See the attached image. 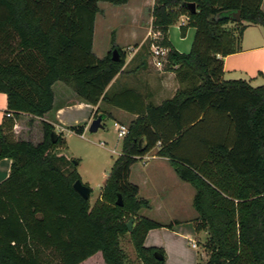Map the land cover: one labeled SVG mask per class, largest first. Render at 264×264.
Returning <instances> with one entry per match:
<instances>
[{
	"label": "trees",
	"instance_id": "obj_1",
	"mask_svg": "<svg viewBox=\"0 0 264 264\" xmlns=\"http://www.w3.org/2000/svg\"><path fill=\"white\" fill-rule=\"evenodd\" d=\"M101 1L128 2L0 0V92L7 94L10 113L0 123V160L11 159L0 183V264H79L99 251L106 264H126L119 239L129 231L140 264H164V249L144 244L148 231L161 224L143 216L133 229L127 226L150 207L130 181L131 166L154 149L196 189L195 225L207 233L204 264H264V84L225 80L222 58L241 50L248 25H264L262 0H155L154 28L164 35L159 46L168 48L167 68L175 67L186 86L160 105L149 103L127 125L122 152L93 205L73 187L80 179L76 169L66 172L64 156L54 153L62 136L52 142V124L43 123L37 145L11 137L20 114L43 117L53 108L58 80L94 106L105 99L126 53L116 44L102 58L93 52ZM237 11L240 20L233 16ZM182 16L188 18L180 26L183 36L188 27L196 29L189 53L168 38ZM116 47L119 61L112 59ZM72 129L82 133L84 127Z\"/></svg>",
	"mask_w": 264,
	"mask_h": 264
},
{
	"label": "crops",
	"instance_id": "obj_2",
	"mask_svg": "<svg viewBox=\"0 0 264 264\" xmlns=\"http://www.w3.org/2000/svg\"><path fill=\"white\" fill-rule=\"evenodd\" d=\"M101 2L98 3L100 11L94 25V54L102 58L111 50V47L103 48L100 52L96 49L95 37L100 24L108 25L112 32L120 30L122 39L115 41L117 45L120 46L122 42L136 44L126 55L121 71L106 87L105 99L94 106L84 101L65 82L58 80L52 85L53 108L43 117L20 114L15 119L18 127L24 119L39 118L52 124L57 130L61 128L65 132L83 134L72 128L83 125L84 131L96 117L97 110H99L98 115H106L105 119L112 118L114 126L115 122L127 126L145 111L149 103L160 105L167 99L175 97L179 89L186 86V83L179 81L175 67L164 68V63L160 67L156 64L152 51L145 56L140 52L151 33L143 37L144 32L140 30L142 28L137 20L153 21L152 8L155 0H128L125 4L115 5L116 10L112 12H103ZM146 9L148 11H145ZM261 9L264 12V0H262ZM122 16L135 22L116 21ZM184 17L187 18L182 16L180 21L169 27L168 38L179 52L189 53L196 29L190 27V30H186L187 35L183 36L180 26L186 24ZM127 24L130 30H124ZM251 29H257L255 24L248 25L244 30L240 51L222 57L223 78L225 80L244 79L256 87L264 84V43H260V32L251 33ZM158 34L161 32L155 30L154 35ZM189 36H191L190 42L186 43ZM7 103V94L0 92V123L8 117ZM122 143L119 155L122 152ZM113 151H116V148ZM10 168L11 159L0 160V183L8 178ZM130 181L138 186L139 196L150 204L149 208L144 209L143 215L161 224L160 227L148 231L144 241L146 246L163 248L166 255L164 264H204L202 257V262L198 260L200 255H204L198 252L199 244L197 248L190 244L191 240L197 241L192 237L196 229L195 219L198 216L193 206L196 193L194 186L183 181L169 158L156 155L155 149L139 158L131 166ZM169 224L172 226L169 227ZM94 255L79 264H88Z\"/></svg>",
	"mask_w": 264,
	"mask_h": 264
},
{
	"label": "rangeland",
	"instance_id": "obj_3",
	"mask_svg": "<svg viewBox=\"0 0 264 264\" xmlns=\"http://www.w3.org/2000/svg\"><path fill=\"white\" fill-rule=\"evenodd\" d=\"M100 5L103 7V12H112L116 10L115 5L108 2H101ZM145 11H148V9H146ZM123 20L124 22L134 21L127 20L123 16L116 21L120 22ZM185 22H188V18H185ZM137 23L141 25L140 27L142 29L140 30L144 32L143 37L148 36L149 32L151 33V35L148 36L140 49L142 55H149L153 49V44L160 45L164 38V35H154L155 28L153 21L151 22L144 19L137 20ZM128 27V24L125 25L124 30H130V28ZM225 28L233 30L235 34L238 33V30L235 29L233 24H228ZM255 28L257 29H251L250 32H260V43H264V25L255 24ZM188 29L190 30V27H188L187 30ZM121 35L122 33H120L119 29H117L115 32H112V29H109L108 25L103 26L102 24H100L97 27L95 37L96 49H98V51L100 52L103 48H112V46L116 44L115 41H121L119 40L122 39ZM186 35L187 33L184 36ZM190 38L191 36H189V39L186 41V43L190 42ZM135 45L136 44L130 42H122L120 44V47L125 50V53L127 55L130 53V51H132V48H134L133 46ZM167 67V61L164 60V68ZM44 122V120L39 118H28L24 119L21 123V126L19 127L17 123L14 122V125L11 129V137L13 139L29 140L33 144L37 145L38 143L42 142L44 138ZM103 123L104 127L100 128L97 132L89 131V123L87 128L82 132L83 134L65 132L61 128H58V130L55 129V132L62 136V141L55 148L54 153L56 155L64 156V169L66 170V172L76 169L81 181L91 187V205H93L99 198L104 180L109 175L114 161L119 156L121 143L123 140V138L118 135L112 118L105 119ZM101 142H103L104 144L102 145ZM114 148H116V151H113ZM144 209L145 208L140 209L135 215L134 219L132 218V229L137 225L139 219L144 216ZM206 235V230L197 229H195L192 234V237L198 241L200 248H198V252H200V254H204L200 255V257L198 258L200 262H202L201 257L204 260H206L208 257V249L204 246L206 242ZM119 241L121 249L126 254V264H140L141 260L138 257L133 236L130 231L122 235ZM88 264H106L102 252H97Z\"/></svg>",
	"mask_w": 264,
	"mask_h": 264
},
{
	"label": "water",
	"instance_id": "obj_4",
	"mask_svg": "<svg viewBox=\"0 0 264 264\" xmlns=\"http://www.w3.org/2000/svg\"><path fill=\"white\" fill-rule=\"evenodd\" d=\"M188 8L190 9V11L192 13L197 11L195 2H189ZM240 15H241V11H237V12L233 13V16L236 18V20H240V18H241ZM112 59L114 61H119L121 59L120 53H119V50L117 47L112 50ZM104 119L105 118L101 114L98 115L97 117H95L89 125V131L90 132H97L100 128H103L104 127V123H103ZM51 137H52V142L55 143L58 139V134L56 132H52ZM143 144H144V138H141L139 140V147L143 148ZM73 187L83 198H85V199L90 198L92 189L89 185L84 184L81 181V179H77L74 182ZM116 203L120 206L123 204L121 194L118 195V200ZM132 222H133V219L131 218L127 223L129 230L132 229ZM155 256L157 259H162V255L158 252H155Z\"/></svg>",
	"mask_w": 264,
	"mask_h": 264
},
{
	"label": "built area",
	"instance_id": "obj_5",
	"mask_svg": "<svg viewBox=\"0 0 264 264\" xmlns=\"http://www.w3.org/2000/svg\"><path fill=\"white\" fill-rule=\"evenodd\" d=\"M168 51L169 50L166 47L153 44L152 52L155 58V62L158 66L161 67L164 63V60H167ZM7 116H10V113H7ZM115 127H116L118 135L124 138L128 132V127L126 125H123L117 122H115ZM101 144L103 145L104 143L101 142ZM190 244L194 248L198 247V242L195 240H191Z\"/></svg>",
	"mask_w": 264,
	"mask_h": 264
}]
</instances>
